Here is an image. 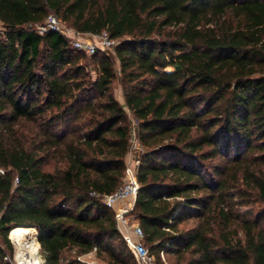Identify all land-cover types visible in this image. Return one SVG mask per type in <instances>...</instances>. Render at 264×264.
Instances as JSON below:
<instances>
[{"label": "trees", "instance_id": "obj_1", "mask_svg": "<svg viewBox=\"0 0 264 264\" xmlns=\"http://www.w3.org/2000/svg\"><path fill=\"white\" fill-rule=\"evenodd\" d=\"M49 15L119 44L88 58ZM0 24V264L19 227L45 264H138L101 201L134 132L154 263L264 264V0H0Z\"/></svg>", "mask_w": 264, "mask_h": 264}, {"label": "built area", "instance_id": "obj_2", "mask_svg": "<svg viewBox=\"0 0 264 264\" xmlns=\"http://www.w3.org/2000/svg\"><path fill=\"white\" fill-rule=\"evenodd\" d=\"M30 29L40 36H44L47 32H56L64 35L70 39L75 49L84 52L88 56L95 55L99 50L103 52H114L119 44V41L112 40L106 32L99 36L76 33L74 30L68 29L66 25L54 15H49L43 24L31 25ZM133 125L135 126V123H133ZM134 135L135 132L133 133V136ZM131 151H135L136 153L142 151L136 138L133 139ZM139 165V158L133 157L127 166L125 183L113 194L102 196L101 201L107 208L114 210L118 230L137 263L155 264L149 249L144 244V232L131 216L140 189L137 180V167ZM0 173L3 174L4 172L0 170ZM92 195L98 197L95 193Z\"/></svg>", "mask_w": 264, "mask_h": 264}, {"label": "bare ground", "instance_id": "obj_3", "mask_svg": "<svg viewBox=\"0 0 264 264\" xmlns=\"http://www.w3.org/2000/svg\"><path fill=\"white\" fill-rule=\"evenodd\" d=\"M11 240L15 243L16 264H40V250L36 244L35 232L27 227L14 229L10 234Z\"/></svg>", "mask_w": 264, "mask_h": 264}, {"label": "rangeland", "instance_id": "obj_4", "mask_svg": "<svg viewBox=\"0 0 264 264\" xmlns=\"http://www.w3.org/2000/svg\"><path fill=\"white\" fill-rule=\"evenodd\" d=\"M1 24H0V29H1ZM66 27L68 29H70L67 25ZM109 53H112V52H109ZM88 58H91V56H88L86 55ZM89 70L92 71V74L94 77H96V72L94 71V68L92 65H89ZM171 69H168V71H170ZM114 94H115V97L117 98V100L121 103V104H124V99H123V94H122V88L121 86L116 83L115 86H114ZM23 128H25V130H28L30 129V125H24ZM133 139L136 138V136L134 135L132 137ZM138 154H136L135 151H131L130 154L128 155V158H127V163L131 162V160L133 159V157H137ZM259 207H256V209H258ZM248 210V209H245V211ZM38 233V231H37ZM36 234V232H35ZM36 237H37V234H36ZM9 240L11 242V244L13 245V251H14V256H13V264H16V260H15V254H16V246H15V243L13 241H11V238L9 236ZM13 242V243H12ZM36 244H37V241H36ZM39 262L40 264H45V259H44V256L42 254V251L40 250V254H39ZM66 257L71 260V259H74L76 258L77 260L81 261L82 263H85V264H106L104 261H102L101 259H99L96 255V251H93L92 253L88 254V255H84V256H79V257H76L75 253H70L68 255H66Z\"/></svg>", "mask_w": 264, "mask_h": 264}]
</instances>
